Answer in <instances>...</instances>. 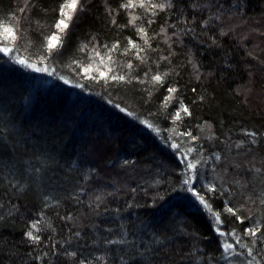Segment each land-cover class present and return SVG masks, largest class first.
Segmentation results:
<instances>
[{
  "label": "trees",
  "instance_id": "16d2710c",
  "mask_svg": "<svg viewBox=\"0 0 264 264\" xmlns=\"http://www.w3.org/2000/svg\"><path fill=\"white\" fill-rule=\"evenodd\" d=\"M120 1L81 0L83 10L76 12L59 58L68 62L82 43L96 57L106 55L117 79L70 87L53 73L27 68L19 76L22 99L13 101L6 84L14 78L2 76L0 135L11 150L0 141V264H220L209 217L186 190L188 185L177 186L188 176L192 183V171L170 145L178 144L188 161L191 146L210 151L208 175L226 185H252L254 176L264 178V0H171L164 9L152 8L156 0H133L132 8ZM58 6L45 0H0V29L12 24L29 47L43 49ZM166 12L178 19L168 20ZM6 61V53L0 52V65ZM156 75L162 82L152 79ZM37 80L49 94L37 88ZM170 87L188 103L193 125V118L203 125L199 133L194 131L195 141L175 132L156 133L139 120L140 113L164 116L167 107L160 91ZM143 88L154 93L146 95ZM112 98L129 103L137 116L122 114ZM54 102L67 104L70 112L61 113ZM16 110H23L29 122ZM89 128L93 138L75 147ZM79 196L86 197V204L75 211L73 225L64 223L66 213L57 214V205L71 207ZM211 204L223 212L220 199ZM49 210L53 213L47 215ZM234 217L225 211L220 229L240 231V224L231 225ZM126 218L136 222V234L139 224L165 225L168 240L185 236L178 243L183 249L166 255L153 250L159 242L151 241V249L122 235L109 239L104 223L116 222L110 224L115 229ZM37 220L45 234L43 239L38 232L40 240L33 242L23 234ZM234 248L243 259H253L247 247Z\"/></svg>",
  "mask_w": 264,
  "mask_h": 264
},
{
  "label": "rangeland",
  "instance_id": "374dc122",
  "mask_svg": "<svg viewBox=\"0 0 264 264\" xmlns=\"http://www.w3.org/2000/svg\"><path fill=\"white\" fill-rule=\"evenodd\" d=\"M21 1V0H20ZM24 2V0H22ZM166 1V3H165ZM201 1V0H200ZM196 0L195 2H200ZM14 2H19V0H13ZM46 3H51L53 2L56 5H59V15L54 19L55 22L53 24V27L49 29V31L45 34V41L44 44L42 45V48H32L27 45L25 42L24 38L19 34V30L16 26H13L12 24H9L6 27H1L0 29V48H6L8 51L4 52L7 55V63L8 64H1L0 65V83H2V76L7 77V76H13L14 81L8 82L7 85H10L11 91L18 90V93L12 94L10 91V97L13 99V101H17L18 99H22V94L24 93L23 87L19 83V76L22 73V71H26V69H43V71H38L40 73H53L55 76L59 78L63 83L67 81V85L70 87H75V84H81V83H97L103 78H109L112 79L115 77V72L113 71L112 65L110 63V60L107 59L105 54L98 55V57L93 54L92 51L88 50L87 47H85L84 44L80 43L78 45V49L76 50V55L72 57L71 60H68V62H59V58L62 57L63 48L56 54H50V50L47 47L48 40L47 37L52 35L53 33L57 32V29L55 28V25L57 21L62 17L60 15V9L61 7H64L65 12L69 16H75L76 12L74 13L73 10L68 9L66 5L71 2V0H45ZM133 0H131V3ZM120 3L122 5H126L129 3V0H121ZM156 4L159 3H164L166 7L169 3H171V0H156ZM12 5V4H11ZM213 7V6H212ZM24 8V7H23ZM194 8V7H193ZM164 9V8H163ZM197 8L195 7V10ZM166 18L171 21L173 19H178L174 15L170 16L169 12H166ZM231 18V17H230ZM66 19V18H65ZM75 19H73L70 22V28L72 29V25ZM131 20L128 19V22ZM217 20H214L216 22ZM66 22H69L66 19ZM124 28L123 32H126V27L125 25H122ZM5 28H10L13 30L14 35H9L4 31ZM67 31V32H68ZM65 45V44H64ZM63 45V46H64ZM23 60L24 63H20V61ZM109 60V62H108ZM59 63H58V62ZM31 65L25 67V65ZM212 64H215L212 62ZM6 83H7V78ZM18 79V81H17ZM43 81L44 85V78H40ZM36 86L37 88L42 89V93L49 94V90L47 89V86H42L41 81L37 80L36 81ZM12 84V85H11ZM1 85V84H0ZM4 85V84H3ZM146 90V95L150 93L153 90H149L146 88H143ZM23 90V91H21ZM160 90H154V91H160V95L163 98L164 105H166L167 110L164 111V116H161V118L156 119V117H152L149 114H144L140 113L142 117H140L139 120L144 121L147 124H151L152 127L151 129L155 131L156 133H165V134H171L172 132H175L177 134H184L186 132H190L193 136L194 131L199 133L202 130V124L201 122L197 121L196 119L193 118L195 121L194 123L190 120V117L192 116V111L188 106V103L185 101L184 98L179 95H174L175 93H169L168 89H161ZM165 97H170V102L166 104L165 102ZM178 97V99H177ZM11 99V100H12ZM113 103L116 105H119L120 108H123L124 111H120L117 107V109L124 115L129 116V117H136L137 113L133 109L132 106L128 105L129 103H124L123 101L117 99V98H112ZM57 103V102H54ZM181 104L184 106H187L191 112V115H185L183 112H181L182 119L181 120H175L174 116L175 113L181 109ZM56 108H58V111L61 113H69L70 108L67 104L65 103H57ZM61 110H60V108ZM18 111V110H16ZM131 113V115H129ZM24 112L21 110L20 112L18 111V115L21 118V120H24L25 122H29L27 117L23 115ZM1 118V116H0ZM5 120V119H4ZM199 122V123H198ZM36 123L33 122V128L31 130H34V126ZM22 126H26L25 124H22ZM197 127V128H195ZM8 127L4 128L7 129ZM87 128V126H86ZM204 128V127H203ZM25 131H31L29 128H25ZM44 131H46L43 128ZM3 135L7 134V130H3ZM21 133V132H20ZM23 134V133H22ZM46 134V133H44ZM95 134L93 133L92 129L89 128L87 129V132H83L77 137V142L75 147L78 145L88 144V139L93 138ZM7 136V135H6ZM3 136L0 135V141L4 143L5 146H7V149L11 150V147H9L8 142L5 141V139H1ZM25 142V138L22 140ZM193 149L192 152H188V158L189 162H192L196 164V167L192 169V175L194 177L193 182L188 185V187H192L193 185L197 189V191L202 192L204 195L209 197L210 202L212 203L213 200L215 199H220L222 201V210L225 214V209L226 207H237L234 208L235 212L243 219V223H241L239 220L235 218L234 221H231V225L235 226L237 224H240L242 227L240 231L237 229H227V231H223L226 233H232L231 235H226V236H220L217 234V231H214V235L217 236L218 242H219V254L215 253V260L219 261L220 264H257V261L255 260H247L243 259L240 255L237 254V251L235 250L234 246H244L247 247L246 251L248 252V249H252V257H257L258 261L260 262L259 264H264V260L262 257H264V237L260 235V233H257L256 237H252L249 235L245 234V229L252 228L253 226H259L261 228V231L264 232V178H261L259 176H254L253 178V183L252 185H247V184H241L240 182H234L231 185H226L224 182V179L219 178L217 181L212 177V175H208V171L210 170V163H211V157H213V154L210 151H206L202 149H196L197 146H191ZM216 154V153H215ZM8 171L11 173L13 172V169L10 167L8 168ZM209 184H212L216 187V192H208L206 190V187ZM263 184V185H262ZM184 186L183 184V179L180 178L178 180L177 186L180 188V186ZM245 193V194H244ZM244 197H243V196ZM255 198V199H254ZM242 199V201H240ZM257 201V202H256ZM73 206L68 207V208H61L60 205H57L58 208L56 209L57 214L60 213H66V216L63 217V222L65 223V220L70 224H74V218L76 216L75 211H79L83 206L86 204V197L84 196H79L77 199H74L72 201ZM240 204H242L240 206ZM257 205V206H256ZM240 206V207H239ZM171 207H167L165 211L167 214L170 213ZM238 208L240 210H238ZM164 211V212H165ZM174 212H176L174 210ZM53 211H48L47 215L52 214ZM76 213V214H75ZM234 216V215H233ZM126 221V223H125ZM34 222V221H33ZM62 222V223H63ZM108 223H104L107 227H109L108 230V238L113 239L117 237L118 235H122L123 237H126L127 239L132 240L133 242L138 243V246L141 247H148L151 248L152 246L150 244H153L151 241L159 242L158 244L154 245L156 247L153 248V250L156 252L160 249V251L166 252V255H177L180 249L178 246V243L185 241V236L181 234H177L176 236L172 237V240H168L166 235L164 233L168 232V228L165 225H160L159 227H146L142 225H137V230L139 233H134L133 232V227L136 225V222L130 221L127 218L124 219V223L118 224L117 222V227L114 229L113 227H110L112 225L110 224H116V222H111L107 221ZM234 223V225H233ZM101 227L103 224H100ZM116 226V225H115ZM111 228V229H110ZM114 229V230H113ZM113 230V231H112ZM233 230H235L233 232ZM34 234H38V232L41 233V236L43 238V235L45 234V230L40 231L39 228L33 230ZM166 231V232H165ZM222 231V229H220ZM75 232V231H74ZM79 233V232H78ZM216 233V234H215ZM88 234V230H87ZM91 234V233H90ZM25 234H23V237ZM90 236V235H89ZM26 237V236H25ZM28 238V237H26ZM44 239V238H43ZM107 239V240H109ZM106 240V239H105ZM32 241V240H31ZM45 242V241H44ZM225 244H232L233 247L232 249H229L228 251H225ZM247 244H250L251 246H246ZM166 246V248H163ZM161 247V248H160ZM152 249V248H151ZM236 251V252H235ZM254 255V256H253ZM259 256V257H258ZM186 263H192L191 260H187ZM18 264V263H16Z\"/></svg>",
  "mask_w": 264,
  "mask_h": 264
},
{
  "label": "snow or ice",
  "instance_id": "6c2138e0",
  "mask_svg": "<svg viewBox=\"0 0 264 264\" xmlns=\"http://www.w3.org/2000/svg\"><path fill=\"white\" fill-rule=\"evenodd\" d=\"M165 6L166 5L164 3H159V4H153L152 8L153 9H155V8L163 9V8H165ZM167 6L171 7V4L169 3ZM194 6H196V5H194ZM66 7L68 9L73 10L74 13L77 12V11H82L83 10V5L81 3V0H71V2L66 5ZM122 7L132 8V7H134V5L131 3V0H129V3L126 4V5H122ZM217 7H219V5H217ZM23 10L24 9H21V11H23ZM60 15L62 17H65L69 22H66L65 18L59 19L57 21L56 25H55V28L57 29V32H55L52 35H50L49 37H47V40H48L47 47L50 50V54H56L63 48L64 42H65V40L67 38V31L70 28V22L74 19L73 16H69L65 12L64 7H61ZM215 18L217 20L220 19L219 16H216ZM131 22L132 21H130V23ZM203 23H207V21H204ZM4 31L6 33H8L9 35H14L13 30L10 29V28H5ZM141 31H143V29H141ZM220 34L221 35H226V33L223 30H221ZM216 43L217 42L215 40H213V44H216ZM113 47L115 48V46H113ZM6 51H8V49L0 48V52H6ZM249 55H252V53H249ZM20 63L23 64L24 61L21 60ZM28 66H31V65H28ZM36 70L37 71H43V69H39V68L36 69ZM113 79L115 80L117 78L113 77ZM118 79L122 81V80L125 79V77L123 75H121V76H119ZM152 79L154 81H156V82H162V77L160 75L153 76ZM197 79H199V76H197ZM65 83H67V81H65ZM176 91H177V89L175 87L168 88V92L170 94L171 93H175ZM193 91H195V89H193ZM170 99H171L170 97H165L166 104L168 102H170ZM116 107L120 111H124V109L120 108L119 105H116ZM181 112H183L185 115H188V116L191 115V112H190L189 108L187 106H184L183 104H181V109L178 110L175 113V116H174L175 120H181L182 119ZM129 115H131V113H129ZM142 123H144V122L142 121ZM147 126L150 127V128L152 127L151 124H148ZM183 135L189 137L193 141L197 140V137L192 136V134L190 132H186ZM246 135L252 137V136H255L256 134L248 132V133H246ZM253 142H255V141H253ZM170 146L173 149L177 150L178 159L181 161V163L185 164L186 170H192V169H194L196 167V164L188 161L186 154L179 152V147L180 146L178 144L172 143ZM237 146L239 147V145H237ZM192 151H193L192 148L187 149V152H189V153L192 152ZM214 155H215V158L217 160L220 159L219 154H214ZM125 163H128V161H125ZM191 181H192V176H188L186 179H184L183 184L189 185L191 183ZM203 187H206V190L208 192H213V193L216 192V187L214 185H212V184H209V185L203 186ZM186 190L191 192L194 201L197 203V206L200 207L201 210L204 211L207 214V216L209 217L210 223L212 224L213 228L217 231L218 235L226 236V235H231L232 234V233H226V232L220 231V228L223 225V221L221 219V216L224 214V212L215 210L213 208L211 202H210L209 197L204 195L202 192L197 191V189L195 188L194 185L192 187L187 188ZM225 211H226L227 214L234 215L237 220H239L241 223H243V219L235 212V210L232 207H226ZM39 223H40L39 220L34 221L31 224L30 230L25 232V236L28 237L33 242H38L40 240V236L38 234H34V231H33V230L38 228ZM234 231L235 230H233V232ZM257 233H260V235L262 237H264V232L261 231V228L258 225L257 226H253L252 228L245 229V234L246 235H249V236H252V237H256ZM120 242L121 241H113V240L107 241V243H110V244L111 243H120ZM224 247H225V251H228L229 249H232L233 245L232 244H225ZM248 254L250 256L252 255V249H250V248L248 249ZM70 255H75V253H71ZM253 259H255V257H253ZM81 264H83V262H81ZM257 264H259V261H257Z\"/></svg>",
  "mask_w": 264,
  "mask_h": 264
}]
</instances>
